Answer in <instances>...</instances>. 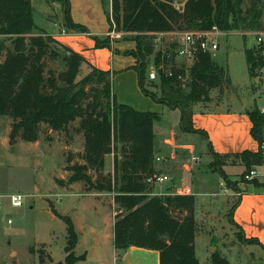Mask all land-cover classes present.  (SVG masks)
<instances>
[{"label":"trees","instance_id":"16d2710c","mask_svg":"<svg viewBox=\"0 0 264 264\" xmlns=\"http://www.w3.org/2000/svg\"><path fill=\"white\" fill-rule=\"evenodd\" d=\"M44 1L61 6L66 32L89 33L86 26L72 20L69 0ZM100 1L103 6L104 0ZM110 2L111 20L105 11L109 29L113 20L116 31L133 34L123 39L134 41L135 48L123 54L136 60L132 69L137 74L142 94L169 109H177L181 133L206 137L204 131L193 127V107L209 102L210 92L226 85V70L210 54L198 52L190 66L185 68L172 63L170 76L160 69L156 80H148L151 62L162 65L164 70L169 65L159 51H154V38L160 33L205 31L212 27L226 32L259 30L264 1L185 0L179 7L163 0ZM92 38L96 48L120 53L112 47L109 36ZM166 38H169L167 46H172L173 39ZM246 55L248 64L252 63V51L248 50ZM49 61H61L64 69L56 72L48 68ZM112 75L110 71L92 66L81 55L39 29L34 21L32 0H0V116L13 120L9 143L15 144L18 139L37 141L43 125L49 131L67 132L70 125L77 122L74 130L84 141L83 161L67 164L66 178L58 179L57 184L81 183L85 193H113L116 264H122L120 251L132 246L156 250L159 264H198L193 195L150 196L152 188L146 183L156 171L153 160L158 148L154 125L162 120L161 116L119 103L112 92ZM151 88L158 89L159 98L150 92ZM248 117L250 135L259 145L264 142V115L254 109L248 112ZM208 152L213 160L230 156L215 153L209 143ZM107 154L113 155V169L112 173L104 174ZM233 156L244 164V173L251 166L264 164L259 150H244ZM90 170L97 173L95 177ZM244 183L264 187L257 179ZM238 200L239 197L231 212L236 227L232 213ZM52 211L66 223L68 234L67 255L63 263L55 264H74L81 257L71 253L77 242L72 221ZM239 230L245 237L243 230ZM247 239L264 248L255 238ZM213 263L219 264V261L214 258Z\"/></svg>","mask_w":264,"mask_h":264},{"label":"rangeland","instance_id":"374dc122","mask_svg":"<svg viewBox=\"0 0 264 264\" xmlns=\"http://www.w3.org/2000/svg\"><path fill=\"white\" fill-rule=\"evenodd\" d=\"M103 2L104 8L100 0H75L77 18L86 20L97 30L108 26L106 36L112 41L131 37L132 33L116 31L113 20L109 29L105 11L111 20V2ZM177 2L183 0L173 1L174 4ZM32 6L36 26L50 35L49 30L56 29L53 23L57 19L49 3L32 0ZM260 29H264V16ZM112 31L113 35L110 34ZM181 32L162 33L165 40L154 47V51L167 47L169 38L166 37L175 39ZM247 32L250 31L231 32L219 39L220 48L213 60L226 70L227 83L221 90L210 92L209 102L196 104L193 108L194 128L204 130L207 135L209 132V144L215 153H221L219 155L228 152L226 150L242 152L259 148L250 135L248 112L264 107V93L259 92L258 83L250 74L246 53L253 49L254 37ZM48 68L58 72L64 69V65L61 61H49ZM150 92L159 98L158 89L151 88ZM216 103L219 106L216 107ZM12 122L10 117L0 116V194L21 193L25 200L21 207H12L7 200L3 203L0 211V264L63 263L67 255V226L52 209L72 221L77 242L71 253L74 257H81L74 264H113L111 225L116 214L112 205L113 194L85 193L81 183L73 184L70 189L64 187L67 185L57 184L58 179L66 178L67 164L83 161L84 141L74 130L77 122L72 123L67 132L49 131L43 125L37 141L18 139L15 144H10L8 136ZM178 123L179 111L164 108L163 118L155 128V141L158 152L164 154L169 151L164 140L173 138L174 158L161 164L160 171L168 175V182L150 186L151 192L165 194L174 189L173 185L191 186L195 193V255L198 264H214V258L219 264H264V248L243 237L231 220L232 208L239 197L237 191L245 186L242 179L244 164L233 155L213 160L207 142L198 133H181ZM192 156L199 157V160L189 173L184 165H191ZM111 157L112 154L105 156L104 174L112 173ZM89 173L92 177L97 174L92 170ZM246 189L254 190V186L251 184L243 190ZM7 218L12 219L10 225L6 224ZM85 250L95 251L97 258L87 262L85 253L81 254Z\"/></svg>","mask_w":264,"mask_h":264},{"label":"crops","instance_id":"0c3cea01","mask_svg":"<svg viewBox=\"0 0 264 264\" xmlns=\"http://www.w3.org/2000/svg\"><path fill=\"white\" fill-rule=\"evenodd\" d=\"M69 1H70V13L72 20L75 23L86 26L87 29L89 30V33L65 32V34H61L60 30L57 27L56 29H54L52 25H50L52 28L51 30H49L50 31L49 34L52 35L54 39L65 45L70 50L81 55L83 59L86 60L92 66L100 70L110 71L111 73H113L111 87H112V92L114 93L116 100L119 103L129 105L137 111L155 112L159 114L162 119L164 108L167 107L152 101L149 97L142 94L138 86L137 74L132 69V66L135 65L136 60L131 55L123 54L125 51L133 50L135 48L134 41L132 40L112 41L111 39L112 47L114 49H117L120 53H114L111 49L108 48H96L94 39L92 37L97 36L99 38H103V36H106L108 34L107 33L108 26L107 28H102L99 30H97V28H92V26H90V24L86 20H80L77 18L75 12L76 10L75 0H69ZM49 5H50V9H52V12L57 19V22L55 23L56 24L59 23V25L63 27L61 6L58 3H49ZM217 106H219V104L216 103V107ZM206 109L210 110L211 108L206 107ZM194 118H195L194 115H192V124ZM159 123L160 122L155 123L154 125L155 140H156L155 128H157L156 125ZM193 127H195V125H193ZM199 136L202 138V140L204 139L207 142V150H208L209 132L208 135L206 133V137L200 134ZM200 146L202 148H205L203 147V144H201ZM226 151L228 152L224 154L227 155L240 153L239 150L238 152H235V150H226ZM249 151H255V150H249ZM155 168L157 170L158 169L160 170L161 165H157ZM258 182L264 183V180H258ZM74 184H78V183H74ZM72 185L73 184L68 185L67 189H70ZM250 185L251 183H246L243 189H245L246 186H250ZM243 189H241L238 203L233 210L232 218L235 221L237 227L239 229L244 230L245 237L247 238L257 237L260 240V242H264V187H259V188L254 187V190L251 189L249 191L248 189L246 190ZM112 205H114L113 199H112ZM113 223H114V218L112 220V225H111L112 242H113ZM92 233L94 234L96 232L92 231ZM83 253H85L84 258L86 259L87 262H89V259L94 260L97 258L96 253L93 250H85L81 254ZM117 254L118 253L114 249L113 264H116ZM120 255H121L120 258L122 264H159V254L156 250H149V249L132 246L125 250L120 251ZM140 258H142L141 262H140Z\"/></svg>","mask_w":264,"mask_h":264},{"label":"built area","instance_id":"2783aa9c","mask_svg":"<svg viewBox=\"0 0 264 264\" xmlns=\"http://www.w3.org/2000/svg\"><path fill=\"white\" fill-rule=\"evenodd\" d=\"M185 0H183L184 2ZM182 2V3H183ZM182 3H173L176 7H179ZM59 30L61 34H65V29L59 23L54 24ZM231 32L220 31L216 27H212L210 30L205 31H184L181 32L175 39H173V45L167 46L163 49H158L161 53V56L165 58L168 62L167 70H164L162 65H156L152 63L149 65L147 77L148 80H156L158 76V71L162 69L166 72L167 75H171L169 72V68L174 63L175 65H183L185 68L190 66L196 60V55L198 52H203L210 54L212 57L215 52L220 48L219 39L221 37H225L229 35ZM111 35L114 34L110 33ZM246 34H250L254 37V47L252 50L254 61L249 64L250 66V74L251 77L256 79L258 83L257 86L259 88V92L264 93V29H260L257 31H250ZM162 33L157 34L154 38V47H157L159 44L163 42ZM258 111L264 115V107L258 109ZM164 144L167 148H169L168 153L160 154L157 152L154 155V167L157 165L164 164L169 162L170 159L174 158V139L166 138L164 140ZM191 150L192 147L188 146ZM258 150L261 152L262 156H264V142L259 144ZM199 160V157L192 156L191 165L185 164L184 168L190 173L191 167L194 163ZM264 167V164L260 167H254L248 170L243 174V181H251L254 179H264V170L261 169ZM156 169V168H155ZM161 169V168H160ZM169 177L165 173H161V171L156 169L154 175L148 177L146 179V183L149 186H155L157 184H163L168 182ZM172 191H169L165 194L151 192L149 193L151 196H164V195H194L192 188L189 184L187 185H176L173 187ZM240 195V193H238ZM8 201L10 206L12 207H21L24 204L25 195L21 193H10V194H0V211L3 208L4 201ZM12 223L11 218L6 219V224L10 225ZM89 264V263H86Z\"/></svg>","mask_w":264,"mask_h":264},{"label":"water","instance_id":"95a60500","mask_svg":"<svg viewBox=\"0 0 264 264\" xmlns=\"http://www.w3.org/2000/svg\"><path fill=\"white\" fill-rule=\"evenodd\" d=\"M163 1H165V2H167V3H173V1L174 0H163ZM50 206H52V204L50 203ZM48 261H46V263H47Z\"/></svg>","mask_w":264,"mask_h":264}]
</instances>
